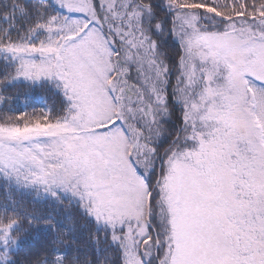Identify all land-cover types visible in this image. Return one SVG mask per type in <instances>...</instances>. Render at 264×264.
<instances>
[{"label":"snow or ice","instance_id":"obj_1","mask_svg":"<svg viewBox=\"0 0 264 264\" xmlns=\"http://www.w3.org/2000/svg\"><path fill=\"white\" fill-rule=\"evenodd\" d=\"M0 264H264V0H0Z\"/></svg>","mask_w":264,"mask_h":264},{"label":"trees","instance_id":"obj_2","mask_svg":"<svg viewBox=\"0 0 264 264\" xmlns=\"http://www.w3.org/2000/svg\"><path fill=\"white\" fill-rule=\"evenodd\" d=\"M11 96L9 103L0 108V111H7L11 107L14 112L10 114L19 115L21 112L31 113L33 109L39 112L45 104L52 106L54 103L58 106V99L47 89L39 87H30L27 83H19L12 87L5 94Z\"/></svg>","mask_w":264,"mask_h":264}]
</instances>
